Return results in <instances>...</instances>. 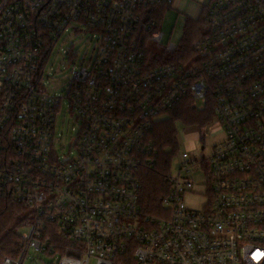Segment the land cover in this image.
I'll return each instance as SVG.
<instances>
[{
	"label": "built area",
	"instance_id": "built-area-1",
	"mask_svg": "<svg viewBox=\"0 0 264 264\" xmlns=\"http://www.w3.org/2000/svg\"><path fill=\"white\" fill-rule=\"evenodd\" d=\"M173 4L1 1L0 194L28 210L23 249L0 264L30 250L51 264H264V0L200 5L202 35L178 61L158 27ZM70 33L88 35L93 52L56 96L45 67ZM63 99L78 124L67 154L56 147ZM184 99L211 104L223 132L208 157L176 154L163 209L146 215L140 174L158 156L148 136ZM199 184L206 200L192 209L184 198Z\"/></svg>",
	"mask_w": 264,
	"mask_h": 264
},
{
	"label": "rangeland",
	"instance_id": "rangeland-1",
	"mask_svg": "<svg viewBox=\"0 0 264 264\" xmlns=\"http://www.w3.org/2000/svg\"><path fill=\"white\" fill-rule=\"evenodd\" d=\"M206 1L177 0L172 9L164 11L158 25L159 31L162 33L160 46L177 45L183 34L186 17L190 16L191 13L195 15L196 5H203ZM93 46L94 43L89 40L88 35L83 34H66L56 42L45 67V74L48 78L44 80V83L50 94L65 96V86L72 67H78L80 63H83L92 54ZM197 105L199 104L197 103ZM165 117L166 115L161 114L155 119ZM216 124L217 121L214 118L211 124L203 128L186 127L181 123H176L179 141L178 152L180 153L186 149L196 159L201 156H210L213 152V142L223 132L222 127L215 126ZM55 130L58 139L56 147L60 154H67L68 146L78 132V124L74 122L68 113L65 99L62 100L61 108L56 117ZM177 166V160L174 159L170 172L172 175L176 174ZM193 188V191L199 194L185 196L184 202L188 207L198 209L206 200L203 195L205 188L201 184L194 185ZM22 231L27 232V229L23 228ZM52 262V257L30 250L23 264H51Z\"/></svg>",
	"mask_w": 264,
	"mask_h": 264
},
{
	"label": "trees",
	"instance_id": "trees-1",
	"mask_svg": "<svg viewBox=\"0 0 264 264\" xmlns=\"http://www.w3.org/2000/svg\"><path fill=\"white\" fill-rule=\"evenodd\" d=\"M2 0H0L1 3ZM213 0H209V3ZM158 18V25L164 11ZM202 15L198 19L186 17L182 37L177 44L174 59L188 60L193 55L192 45L201 37ZM165 118L156 119L148 136L155 146L158 156L152 168L141 170V189L139 204L144 214L158 216L163 209L162 197L168 192L165 181L171 172L172 164L179 149L176 123L186 127L203 128L213 121V108L208 104L202 109L194 108L189 100H183L173 109L164 113ZM24 204L17 203L11 196L0 194V262L4 257H16L23 249L25 242L21 239L24 218L27 215ZM51 241L65 244V240L51 236ZM61 253V252H59Z\"/></svg>",
	"mask_w": 264,
	"mask_h": 264
},
{
	"label": "crops",
	"instance_id": "crops-1",
	"mask_svg": "<svg viewBox=\"0 0 264 264\" xmlns=\"http://www.w3.org/2000/svg\"><path fill=\"white\" fill-rule=\"evenodd\" d=\"M177 0H174V4H173V6L175 5V2H176ZM209 0H207L206 2H208ZM205 4V3H204ZM203 4V5H204ZM173 6L171 7V9L173 8ZM199 10H200V5H196V14L195 15H193L192 13V15L190 14V16H188V17H190V18H193V19H195L196 18V16H197V14H198V12H199ZM195 12V11H194ZM193 12V13H194Z\"/></svg>",
	"mask_w": 264,
	"mask_h": 264
},
{
	"label": "flooded vegetation",
	"instance_id": "flooded-vegetation-1",
	"mask_svg": "<svg viewBox=\"0 0 264 264\" xmlns=\"http://www.w3.org/2000/svg\"><path fill=\"white\" fill-rule=\"evenodd\" d=\"M216 140V139H215ZM213 145H214V142H213ZM212 149H213V146H212Z\"/></svg>",
	"mask_w": 264,
	"mask_h": 264
}]
</instances>
